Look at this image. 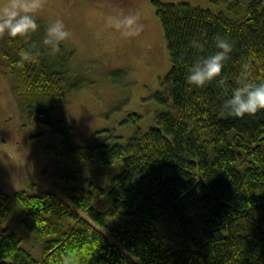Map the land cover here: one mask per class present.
<instances>
[{
    "label": "trees",
    "instance_id": "1",
    "mask_svg": "<svg viewBox=\"0 0 264 264\" xmlns=\"http://www.w3.org/2000/svg\"><path fill=\"white\" fill-rule=\"evenodd\" d=\"M215 1L226 2L228 12L153 0L171 61L153 95L165 110L146 131L138 126L141 116L132 114L135 132L127 142L120 136L112 144L65 140L60 149L47 147L44 153L63 163L96 168L120 160L123 169L107 187L78 171L64 173L66 197L17 191L20 224L42 243L43 256L36 259L4 227L0 264H58L69 250L80 264H264V112L238 119L222 109L243 64L264 82V0ZM42 34L43 27L31 39ZM217 35L233 43L227 85L190 88L188 67L216 51ZM193 39L202 51L189 47ZM21 47L0 39V71L10 81L21 126L38 131L31 138H67L55 115L81 85L72 54L62 46L57 56L19 67ZM8 202L0 190V224L9 216Z\"/></svg>",
    "mask_w": 264,
    "mask_h": 264
},
{
    "label": "rangeland",
    "instance_id": "2",
    "mask_svg": "<svg viewBox=\"0 0 264 264\" xmlns=\"http://www.w3.org/2000/svg\"><path fill=\"white\" fill-rule=\"evenodd\" d=\"M163 3H188L213 11L228 12L226 2L215 0H159ZM4 2V0H0ZM42 24L60 17L72 32L64 45L72 54V66L81 81L69 103L58 108L55 119L65 127L67 138L58 133L30 137L37 133L21 126L18 103L9 79L0 71V190L9 196V216L0 230L10 227L22 245L36 259L43 256V245L20 224V207L15 193L53 191L63 196V174L78 171L97 185L107 187L122 171L120 160L112 165L89 168L63 163L44 153L47 147L60 149L63 142L76 146L114 143L122 136L127 142L135 132L129 119L140 115L142 131L156 125V114L165 110L153 95L171 68L162 23L153 0H41ZM114 10L138 12L144 23L141 37L122 40L105 26L104 18ZM33 131V132H32ZM66 197V196H65Z\"/></svg>",
    "mask_w": 264,
    "mask_h": 264
},
{
    "label": "clouds",
    "instance_id": "3",
    "mask_svg": "<svg viewBox=\"0 0 264 264\" xmlns=\"http://www.w3.org/2000/svg\"><path fill=\"white\" fill-rule=\"evenodd\" d=\"M41 0H4L0 2V39L7 38L9 43L22 42L25 47L18 51V66L39 64L41 58L57 56L62 46L72 40V32L60 17L50 19L47 23L39 22ZM105 26L111 29L122 40H133L142 36L144 23L138 12L114 10L104 18ZM39 40L31 37L40 32ZM216 51L206 57L197 58L187 69L185 80L190 88L203 89L215 82L218 88L227 85L224 75L226 64L231 59L233 43L226 37L217 35L214 38ZM189 47L202 51L203 43L193 39ZM224 113L229 117L242 119L264 112V82H256L252 78L251 66H241L238 86L231 89L230 96L222 105ZM55 264V262H54ZM58 264H80L74 251H67L59 259Z\"/></svg>",
    "mask_w": 264,
    "mask_h": 264
}]
</instances>
